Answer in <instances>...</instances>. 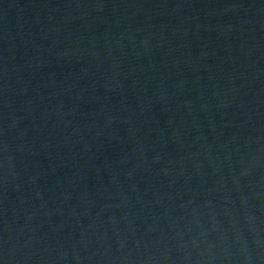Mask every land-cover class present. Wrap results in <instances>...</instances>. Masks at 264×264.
<instances>
[{"label":"water","instance_id":"95a60500","mask_svg":"<svg viewBox=\"0 0 264 264\" xmlns=\"http://www.w3.org/2000/svg\"><path fill=\"white\" fill-rule=\"evenodd\" d=\"M0 264H264V0H0Z\"/></svg>","mask_w":264,"mask_h":264}]
</instances>
